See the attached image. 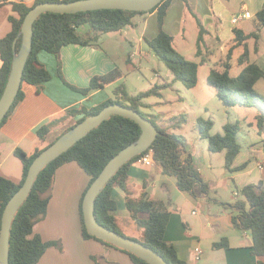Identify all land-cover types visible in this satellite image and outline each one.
I'll return each instance as SVG.
<instances>
[{
    "label": "trees",
    "instance_id": "16d2710c",
    "mask_svg": "<svg viewBox=\"0 0 264 264\" xmlns=\"http://www.w3.org/2000/svg\"><path fill=\"white\" fill-rule=\"evenodd\" d=\"M45 1L71 0H36L33 6ZM172 1L164 0L148 11L99 9L78 13H55L49 11L42 13L33 25V47L26 62L23 82L37 85L39 90H41L42 84L51 79L50 71L38 57L40 51L46 50L56 56L59 75L71 89L88 94L94 89L105 88L122 77L123 72L120 68L116 67L105 74L95 75L87 87H77L69 83L63 76L62 48L68 44L100 46L99 38L102 34L119 31L126 26L135 25V17L138 14L157 11L159 31L156 36L152 38L146 37L145 40L152 52L172 72L173 80L171 82L158 83L149 90L141 91L136 95L130 94L126 86L121 84L114 89L115 98H110L91 108L80 106L68 110V116L73 117L81 114L82 117L67 130L88 116L99 113L111 103L120 102L130 106L150 118L160 130V134L146 151L153 149L154 159L161 166L163 173L174 177L178 188L182 191L189 192L194 196L197 193L208 195L210 186L194 164L193 154L188 149L186 138L174 131L180 126V124H177L179 122L168 126H159L152 118V115L142 110L144 107L151 108L152 106L144 102L145 98L161 96V90L172 86L173 82L181 81L187 88L195 87L199 81L200 65L204 63L187 58L175 47L174 36L164 29L165 18ZM11 5L15 12L9 16L11 30L0 38V98L5 90L12 68L14 41L21 31L25 16L33 7L26 5L23 1L11 2ZM255 21L257 29L253 32L245 33L241 29L234 30V44L229 50L228 57L229 59L233 58L232 52L234 49L240 46L245 47V52L239 58L240 64H244L242 71L238 75H231L232 63L226 61L222 68L213 67L211 69L207 81L214 87L217 96L226 105L241 104L260 107L262 113L257 117V124L260 127V132H262L264 131V94L256 89V84L260 79H264V66L250 60L248 41L252 38L257 41L260 38L259 31L264 28V6L256 13ZM200 28L198 53L201 52V43L205 32L201 21ZM21 42L22 38H19L16 45L17 51L20 49ZM24 95L25 93L21 88L12 108L1 121L0 128L7 121L14 108L24 98ZM183 119L186 120L184 116ZM197 123L201 136L209 141V150L212 152H224L225 166L233 171L234 160L242 150V144L239 141L240 123L228 122L224 125V132L216 134L211 133L214 125L212 119L200 117ZM51 129V124L42 125L37 131L38 136L42 140L45 139ZM141 133V126L136 121L114 114L55 160L47 164L38 174L28 197L13 219L10 233V264H37L49 247L56 246L59 249H63L60 240L46 241L40 234L35 232V225L47 215L57 169L68 162L76 161L91 176L90 186L102 172L108 161L124 147L135 142ZM45 148H37L30 155L21 148L15 150V155L22 161L24 168L23 178L20 182L0 174V230L7 203L24 183L34 159ZM141 155L133 157L120 167L101 190L95 203L96 219L102 225L128 236L119 228L118 218L114 213L118 208V204L113 198V193L119 187L127 193L126 208L132 220L144 230V238L138 240L159 252L169 264H188L179 258L175 247L165 240V231L170 218L169 202L161 199H149L146 197V193H142L139 197H132L129 193V168ZM86 191L80 204L83 236L115 246L90 234L87 230L82 208ZM240 193L243 195L244 200L227 204L229 207L235 208L236 211L232 216L233 224L241 230L251 232L253 238L252 253L257 257L258 264H264V182L247 184L240 189ZM228 246L227 238L214 243L215 248ZM117 248L126 251L135 264H149L134 253L120 247ZM93 258L96 259L95 257Z\"/></svg>",
    "mask_w": 264,
    "mask_h": 264
},
{
    "label": "crops",
    "instance_id": "0c3cea01",
    "mask_svg": "<svg viewBox=\"0 0 264 264\" xmlns=\"http://www.w3.org/2000/svg\"><path fill=\"white\" fill-rule=\"evenodd\" d=\"M18 1L31 7L36 0H0V38L11 30L9 16L15 13L11 2ZM263 6L264 0H173L168 8L164 29L174 36V42L178 36L186 40L187 25L193 23L192 19L197 20L199 29L194 45L185 51L186 54L182 53L191 60H202L203 65H210L211 58L215 57L212 54L224 53L228 46H233L235 29H241L245 33L257 29L255 16ZM244 11L250 14L249 17L234 23L233 16ZM200 21L205 32L201 52L198 53ZM158 31V13L153 11L138 14L135 25L111 33L124 34L125 39L131 43L136 40L134 47L127 52L125 61L137 63L141 68L143 61L150 55L145 49V38L156 36ZM259 34L261 40L264 29ZM252 40H255L254 48L264 54L260 40L256 41L254 38L248 41L249 50L251 51ZM203 45L214 50L207 55L203 53ZM123 54L124 51L122 56ZM196 56H200L197 58L199 61L195 59ZM38 57L50 71L51 79L42 84L41 90L37 85L23 82L24 98L0 128V174L16 182L22 180L24 173L22 161L15 160L18 158L15 155L17 148L30 155L37 148L49 146L82 117L81 114L68 116V110L80 106L91 108L115 98L111 91L114 92L113 85L121 79L105 88L83 94L63 82L59 75L57 58L53 53L42 50ZM61 57L63 76L69 83L81 88L89 86L95 75L105 74L116 67L121 69L120 61L102 45L68 44L62 48ZM169 79L173 80L172 72ZM44 124H51L52 129L42 140L37 131ZM187 144L193 154L194 164L210 186L208 195L197 193L194 196L180 190L176 182L167 178L169 175L163 173L158 163L142 166L135 162L131 164L128 172L130 195L139 197L146 193L149 199L169 202L170 218L165 240L175 247L179 258L188 264H258L257 257L252 253L251 232L241 230L233 224L232 216L236 211L227 204L244 200L243 197L237 198L240 196V189L251 183L252 167L261 166V162L256 161L254 153L248 150L245 157L242 152L236 156L232 165L233 171L225 165L223 168L215 167L211 161L207 164L200 160L198 150L188 140ZM247 159H253L251 164ZM263 170L264 168H260V171ZM90 180L91 176L76 161L68 162L57 169L47 215L35 225V232L46 241L60 240L63 249L49 247L37 264H135L126 251L83 236L80 204ZM260 181L264 182V176L259 178ZM220 183L221 189H224L223 195H212V187L216 188ZM229 191L234 194L231 196ZM126 196L123 189L118 187L114 190L113 198L118 204L114 213L118 218L119 228H128L135 224L126 208ZM223 238L228 239L229 246L215 248L214 243Z\"/></svg>",
    "mask_w": 264,
    "mask_h": 264
},
{
    "label": "rangeland",
    "instance_id": "374dc122",
    "mask_svg": "<svg viewBox=\"0 0 264 264\" xmlns=\"http://www.w3.org/2000/svg\"><path fill=\"white\" fill-rule=\"evenodd\" d=\"M192 20L193 23L187 25L186 40L181 36H178L175 41V47L185 54V51L189 49L192 44L194 45L197 29H199L196 22L197 20ZM125 38L124 34L114 35L111 32L104 33L99 38V44L104 46L110 53L116 56L118 61H120L123 75L121 79L113 85V89L124 84L130 94L136 95L141 91L149 90L158 83L171 80L169 79L171 74L169 68L151 51L146 43H144L145 49L150 52V55L143 61L142 67L140 68L137 63H127V61H125L128 55L127 52L134 47L136 40H132L131 43ZM205 38H207V35H205ZM254 42L255 40L251 41L250 60L264 65V63H262V57L264 60V54H260L258 48H254ZM260 42L262 49H264V36H261ZM229 48L230 47L228 46L224 53L216 52L215 54H212L215 57L211 58L210 65H200L199 81L195 87L187 88L181 81L173 82L172 86L165 87L161 90V96H150L145 98L144 102L152 106L151 108L144 107L142 110L147 114L152 115V118L159 126H168L179 122L177 124H180V126L174 129V131L183 135L186 140L189 141L190 145L198 150V156H200L199 159L207 164L211 161L214 163L215 167L220 166L221 168L225 165V153L212 152L209 150L208 139L203 138L199 132L197 123L198 118L203 117L214 121V125L211 129L212 134L223 133L224 125L228 122H239L241 126L239 141L242 144V156L245 157L248 150H251V152L254 153L255 160L261 162V166L252 167L250 173V182L258 184L259 178L264 176V170L260 171V168H264V131L260 132V127L257 124V117L262 111L258 106H244L241 104L234 106L226 105L222 99L217 96L214 87H212L207 81L211 69L213 67L222 68L226 61L232 63L230 69L231 75H238L242 71L244 64H240L239 58L245 52V47L240 46L236 48L232 52V59H229L228 57ZM213 50V48L203 45V53L208 55V53H212ZM123 51L124 54L122 56ZM212 55L211 57H213ZM199 57L200 56H196L195 59L198 60ZM200 61L204 62L202 60ZM212 61H214V63ZM256 89L264 94V79H260L257 82ZM113 93L114 92L111 91L112 95ZM183 116L186 120L183 119ZM15 160L20 161L18 158ZM252 160L249 161V159H247L246 161H249L251 164ZM167 178L176 182L174 177L167 176ZM233 186L235 188V184H233ZM221 187V183L216 188L212 187L211 194L217 195V193H219L223 195L222 191L224 189H221ZM218 190L219 192H217ZM231 194L234 193L231 192L230 195ZM234 197L236 198V195ZM234 197H231V199L234 200ZM242 197L243 195L241 193L240 196H237V198ZM120 229L130 237L140 240L144 238V230L136 224H133L128 228L122 227Z\"/></svg>",
    "mask_w": 264,
    "mask_h": 264
},
{
    "label": "water",
    "instance_id": "95a60500",
    "mask_svg": "<svg viewBox=\"0 0 264 264\" xmlns=\"http://www.w3.org/2000/svg\"><path fill=\"white\" fill-rule=\"evenodd\" d=\"M163 1L164 0H71L45 1L33 6L25 16L21 31L14 41L12 68L5 90L0 98V123L12 108L22 88L26 62L33 47V25L39 15L48 11L55 13H78L99 9L148 11ZM19 38H22V42L20 49L17 51L16 45ZM114 114L122 115L136 121L141 126L142 133L135 142L124 147L108 161L102 172L87 189L82 203L85 225L90 234L134 253L149 264H169L168 261L153 248L147 246L138 239L126 236L114 229L102 225L97 221L95 216L97 196L107 182L114 176L119 168L130 159L146 151L160 134V130L150 118L144 116L140 111L120 102L111 103L105 106L99 113L90 115L77 123L64 132L56 141L47 146L34 159L24 183L9 200L3 213L0 230V264H10V233L12 222L18 209L28 197L41 170Z\"/></svg>",
    "mask_w": 264,
    "mask_h": 264
},
{
    "label": "built area",
    "instance_id": "2783aa9c",
    "mask_svg": "<svg viewBox=\"0 0 264 264\" xmlns=\"http://www.w3.org/2000/svg\"><path fill=\"white\" fill-rule=\"evenodd\" d=\"M249 13L247 11L241 12L233 16L232 21L234 23H238L240 20L249 17ZM142 155L135 161L136 164L142 166H153L156 161L154 159V151L153 149H149L148 151H144L141 153Z\"/></svg>",
    "mask_w": 264,
    "mask_h": 264
}]
</instances>
